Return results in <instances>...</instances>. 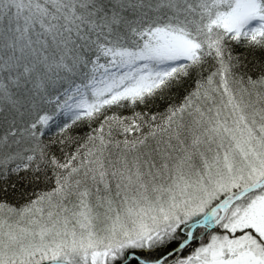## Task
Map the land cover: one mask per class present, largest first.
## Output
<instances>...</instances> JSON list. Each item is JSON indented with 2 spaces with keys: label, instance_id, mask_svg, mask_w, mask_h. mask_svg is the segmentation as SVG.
<instances>
[{
  "label": "snow or ice",
  "instance_id": "obj_1",
  "mask_svg": "<svg viewBox=\"0 0 264 264\" xmlns=\"http://www.w3.org/2000/svg\"><path fill=\"white\" fill-rule=\"evenodd\" d=\"M0 264H264V0H0Z\"/></svg>",
  "mask_w": 264,
  "mask_h": 264
}]
</instances>
